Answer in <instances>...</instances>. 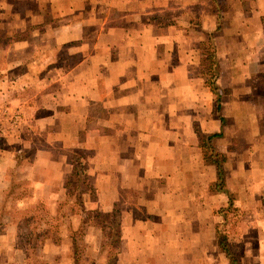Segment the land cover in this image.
I'll list each match as a JSON object with an SVG mask.
<instances>
[{
	"label": "crops",
	"instance_id": "0c3cea01",
	"mask_svg": "<svg viewBox=\"0 0 264 264\" xmlns=\"http://www.w3.org/2000/svg\"><path fill=\"white\" fill-rule=\"evenodd\" d=\"M27 2L0 1L8 33L39 28L0 49V264H72L81 218L117 206L115 264H228L217 233L230 201L232 248L264 264V0H41L32 14ZM217 132L227 192L203 157ZM76 148L96 188L86 210L67 188ZM87 231L89 261L107 264L103 227Z\"/></svg>",
	"mask_w": 264,
	"mask_h": 264
},
{
	"label": "rangeland",
	"instance_id": "374dc122",
	"mask_svg": "<svg viewBox=\"0 0 264 264\" xmlns=\"http://www.w3.org/2000/svg\"><path fill=\"white\" fill-rule=\"evenodd\" d=\"M1 1V0H0ZM3 1V0H2ZM41 0H28L27 2V6L29 7V11L30 14H32L33 12H37L38 9V3ZM43 1V0H42ZM16 4V11L17 12H21L23 11V9L20 8L19 4L16 3V1H14ZM1 6V3H0ZM37 6V7H36ZM36 7V8H35ZM7 16L5 14H2V10L0 8V49H5V47L10 46V44L12 43L13 40L18 39L20 37H33L35 32H37L39 30L37 25H29V27L25 30V31H13V32H9L7 31V28L5 27V18ZM33 15H31L29 18H32ZM13 21V20H11ZM8 60L7 55L5 53H3L2 51L0 52V63L2 65L6 64V61ZM208 79V76H207ZM209 82V81H208ZM206 135H203V137H205ZM27 155L28 158L32 157V152L27 151ZM72 155V160L75 164H77V162H75V160L77 158L81 159V161L84 163H86L87 161V156H85L84 154H82L80 152V150L78 148L74 149L73 152L71 153ZM87 155V154H86ZM226 171V170H225ZM72 183L70 184L68 188V194L71 197V200L73 202L71 203V207L75 208V209H85L87 208L86 205L83 204V201L81 200V196L83 192H90L91 197H95L96 195V188H95V184H94V177L87 173V176L85 177H81L79 179V177L77 175L73 176V179L71 180ZM27 185L26 184H22L21 187H17L16 192H22L23 195L28 194V196L30 195L31 192H33V190H31L29 187L28 189H26ZM74 203V204H73ZM5 204L9 205L11 210L14 211L15 207V202H5ZM1 205V204H0ZM7 205V206H8ZM84 205V206H83ZM47 205L42 204L40 206V208L44 211L47 210ZM65 205L63 204V202L60 204V209H62ZM86 206V207H85ZM118 207V206H117ZM117 207H115L114 211L111 213H100L98 211H94L92 210L88 213V215L86 217H82L81 218V224H80V228L74 232L73 235V244H74V253H75V261L72 264H99V258H95L93 259L94 261H89V256L87 255L90 251H91V247H90V242H91V238L90 235L88 234L87 228L90 225L95 224L97 227H99V225H101L103 227V231H102V240H101V246H100V251L99 253H105L107 255V264H115L116 262V256L118 251L120 250V230H119V215L117 213ZM0 208H4V206H1ZM1 210V209H0ZM221 215H223L224 217V221H223V226L221 227V229L219 230L220 232L224 233L227 237L228 243L230 244L231 248H232V244L230 243V233L233 230L236 231L237 226L239 221L241 220V214H240V208L234 205V202H229L227 203L225 206H222L221 209L219 210ZM1 230V229H0ZM250 233V238L252 242L257 241L256 237H259V233H256L254 231L249 232ZM236 246V251L232 248V250L235 252V254L238 257V260L240 262V264L242 263L241 260V253H242V244L239 245H235ZM30 251H32L30 249ZM34 253H38V249L35 248ZM5 252L7 253L6 249H2L0 248V257H3V254H5ZM220 252L223 254V256H225L227 258V256L225 255L224 252H222L220 250ZM39 255V254H38ZM37 255V256H38ZM100 255V254H99ZM254 258L251 257V262L254 263ZM228 264H229V260L227 258ZM43 262L37 263V264H42ZM44 264V263H43Z\"/></svg>",
	"mask_w": 264,
	"mask_h": 264
},
{
	"label": "trees",
	"instance_id": "16d2710c",
	"mask_svg": "<svg viewBox=\"0 0 264 264\" xmlns=\"http://www.w3.org/2000/svg\"><path fill=\"white\" fill-rule=\"evenodd\" d=\"M209 55L210 65L214 68L213 71H209L206 73L208 76L209 85L212 90L218 95L217 101L220 103V96L218 94L219 87L216 84V79L219 74L218 72V62L216 58V48L215 45L212 44L210 48L207 50ZM220 106V105H219ZM224 122V119H222ZM222 132L212 133L202 138L203 144V157L204 161L207 164H212L215 166L217 179L212 185V189L216 191L227 192L226 189V171H225V162L227 157L224 153L217 150L214 140L217 137L222 136ZM77 164H75L74 173L71 176L67 177V187L72 183L73 176L77 175L79 179L81 177L87 176L86 164L81 161V159L77 158L75 160ZM231 202V201H230ZM217 243L222 252L225 253L229 260V264H240L237 255L232 250L230 244L228 243L227 237L224 233L218 231L217 233Z\"/></svg>",
	"mask_w": 264,
	"mask_h": 264
},
{
	"label": "built area",
	"instance_id": "2783aa9c",
	"mask_svg": "<svg viewBox=\"0 0 264 264\" xmlns=\"http://www.w3.org/2000/svg\"><path fill=\"white\" fill-rule=\"evenodd\" d=\"M4 114V117H9L15 125H17L22 120V114L17 110H10L7 111V113H5L4 110Z\"/></svg>",
	"mask_w": 264,
	"mask_h": 264
}]
</instances>
